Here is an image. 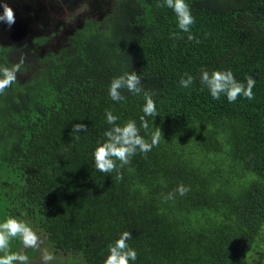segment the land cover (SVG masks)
<instances>
[{
  "label": "trees",
  "instance_id": "16d2710c",
  "mask_svg": "<svg viewBox=\"0 0 264 264\" xmlns=\"http://www.w3.org/2000/svg\"><path fill=\"white\" fill-rule=\"evenodd\" d=\"M6 2L15 23H0V65H14L13 48L1 43L8 37L45 51L28 59L27 81L0 94L1 212L41 241L25 248L19 239L17 252L29 264H42L45 248L50 264H103L109 244L130 231V264H259L251 258L263 255L264 239V0H186L192 40L163 0L92 4L93 15L55 48L44 36L30 40L31 28L51 21L40 1ZM202 69L231 70L240 82L252 75L254 99H213ZM132 71L158 112L140 135L149 143L161 135L129 165L116 161L117 179L96 170L94 151L113 127L106 110L121 126H140L144 92L109 96L112 79ZM185 73L194 78L188 88ZM76 123L87 132L72 133ZM180 184L190 191L166 200Z\"/></svg>",
  "mask_w": 264,
  "mask_h": 264
},
{
  "label": "clouds",
  "instance_id": "9594fccd",
  "mask_svg": "<svg viewBox=\"0 0 264 264\" xmlns=\"http://www.w3.org/2000/svg\"><path fill=\"white\" fill-rule=\"evenodd\" d=\"M160 7L167 6L171 8L177 18L178 27L181 31L189 33L188 39H194L190 29L195 23V17L191 13L190 6L186 0H163ZM3 11L0 14V23H6L11 27L15 23L14 9L6 2L0 4ZM24 64L21 58L19 63L11 67L0 65V94L12 86L16 82L17 73L20 72ZM201 83L207 86L213 99H220L221 95H225L229 103H234L239 97L246 99H254L253 88L256 85V79L252 75L245 77L246 82H240L236 79L231 70H201ZM181 77L180 85L188 88L192 85L194 78L185 73ZM122 89L139 95L144 92L145 104L143 106L144 116L140 117V126H137L135 120L129 119L122 126L117 124L118 117L113 115L111 110H106L107 123L113 125L112 128L104 133V140L98 142L94 151V163L97 171L102 173L117 172V179H122V173L117 168L116 161H119V168L131 163V158L136 155L137 151L147 154L153 147L158 146L160 141V129H157L151 135L149 143L140 135V128L148 129V121L146 116H157V108L152 95L145 92L141 86L140 76L135 72H126L118 77H114L109 85V96L114 101H122L125 97L121 94ZM88 126L84 123H76L72 127V133L87 132ZM75 139H79L77 135ZM190 191L188 186L180 184L172 192L168 193L165 199H174L178 193L184 196ZM19 238L23 242L25 248H39L41 241L36 232L26 223L16 217H8L4 222L0 223V264H29V257L22 252H13L10 249L12 239ZM132 239L130 231H124L114 243L108 246V255L103 264H130L136 261L137 252L131 248L127 241ZM42 264H50L54 259L53 254L48 249L41 251ZM259 260L260 258L257 257ZM264 264V260L260 261Z\"/></svg>",
  "mask_w": 264,
  "mask_h": 264
},
{
  "label": "rangeland",
  "instance_id": "374dc122",
  "mask_svg": "<svg viewBox=\"0 0 264 264\" xmlns=\"http://www.w3.org/2000/svg\"><path fill=\"white\" fill-rule=\"evenodd\" d=\"M16 1H24V0H16ZM44 6V9L48 12V16L50 17L51 21L47 23L46 26H38L36 29L31 28L28 33L31 35L32 38H36L37 36H44L49 38L48 43L46 46L56 47L61 39L68 36L71 33V30L75 25H80L84 18H90L93 15L92 4H107L109 6H113L116 0H47V2L51 3L48 5L45 0H38ZM96 3H95V2ZM92 2V3H91ZM108 2V3H107ZM91 3V4H90ZM49 9H53L52 11ZM96 10V7L94 8ZM96 14V11H94ZM47 16V17H48ZM37 21H43L37 16ZM36 31V32H35ZM18 36L8 37L7 41H2L1 43L3 46L9 45L13 48V52L11 53V60L14 61V64L19 63L21 58L24 59V64L21 67L19 73H17V80L19 82H25L30 78V68L27 66L29 62L28 59L33 56V51L36 50L37 52H41L42 49H36V47H32V50L25 44L21 43L22 40L17 39ZM42 52H45L44 50ZM35 64V62H33ZM5 219L3 218V213L1 212L0 208V223L4 222ZM264 232V231H263ZM17 239V241H16ZM263 245V255L262 253H258L262 251L259 249L253 253L251 258L252 262H256L260 264L257 257L261 258V261L264 260V239H262ZM22 243L19 238L12 239L10 242V249L13 252H17L15 246ZM32 264V263H31Z\"/></svg>",
  "mask_w": 264,
  "mask_h": 264
},
{
  "label": "flooded vegetation",
  "instance_id": "af4514ba",
  "mask_svg": "<svg viewBox=\"0 0 264 264\" xmlns=\"http://www.w3.org/2000/svg\"><path fill=\"white\" fill-rule=\"evenodd\" d=\"M91 3H92V2H91ZM91 3H90V4H91ZM104 5H105V4H101V3H99V4H97V5L94 4L93 6H98V7H100V9H101V6H104ZM90 7H92V6H90ZM99 11H100V10H99Z\"/></svg>",
  "mask_w": 264,
  "mask_h": 264
}]
</instances>
